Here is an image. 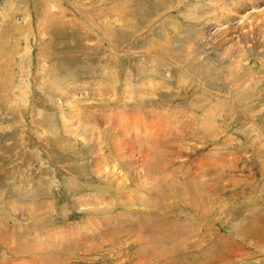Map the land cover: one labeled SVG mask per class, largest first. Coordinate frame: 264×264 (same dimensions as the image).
Returning a JSON list of instances; mask_svg holds the SVG:
<instances>
[{"label":"rangeland","instance_id":"rangeland-1","mask_svg":"<svg viewBox=\"0 0 264 264\" xmlns=\"http://www.w3.org/2000/svg\"><path fill=\"white\" fill-rule=\"evenodd\" d=\"M0 264H264V0H0Z\"/></svg>","mask_w":264,"mask_h":264},{"label":"bare ground","instance_id":"bare-ground-1","mask_svg":"<svg viewBox=\"0 0 264 264\" xmlns=\"http://www.w3.org/2000/svg\"><path fill=\"white\" fill-rule=\"evenodd\" d=\"M104 86V85H102ZM104 92V91H103ZM121 114V113H120ZM133 119V118H132ZM119 120V119H118ZM122 121V120H121ZM122 134V133H121ZM106 138L108 137V133H106ZM121 136L123 135H120L119 137L118 136H115L116 138H120L119 140L118 139H111L108 138V139H104V140H107L106 141V144L108 143L112 149H113V154H111V156L109 157H114L116 159H120L122 158V155L124 153H122V149H124L125 146H127V141L124 140L125 138H121ZM113 137V136H112ZM114 138V137H113ZM110 140V141H109ZM132 145V144H131ZM106 148V147H105ZM101 149V148H100ZM129 153L131 154V151H132V147H129ZM95 151V150H94ZM102 151V149H101ZM134 151V150H133ZM97 153V152H96ZM95 153V154H96ZM145 155V154H144ZM104 157V156H103ZM130 157L133 158L132 155H130ZM101 161V160H100ZM95 174L97 176V178H100V179H103V180H106L107 182V186L109 185V187H112L115 190H120L121 187L118 183V180H119V177H120V172H118V168H115V166H111L110 168H107V167H104V168H101L99 167L100 166V163H98V161H96V164H95ZM10 204V203H9ZM155 242V241H154ZM152 243V242H151ZM157 253V252H156Z\"/></svg>","mask_w":264,"mask_h":264}]
</instances>
